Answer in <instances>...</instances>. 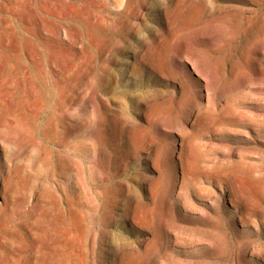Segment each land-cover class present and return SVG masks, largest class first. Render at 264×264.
I'll list each match as a JSON object with an SVG mask.
<instances>
[{"label":"rangeland","instance_id":"rangeland-1","mask_svg":"<svg viewBox=\"0 0 264 264\" xmlns=\"http://www.w3.org/2000/svg\"><path fill=\"white\" fill-rule=\"evenodd\" d=\"M0 119V264H264V0H0Z\"/></svg>","mask_w":264,"mask_h":264},{"label":"bare ground","instance_id":"bare-ground-1","mask_svg":"<svg viewBox=\"0 0 264 264\" xmlns=\"http://www.w3.org/2000/svg\"><path fill=\"white\" fill-rule=\"evenodd\" d=\"M205 36H207V35H205ZM202 38H205V37H202ZM208 38V37H207ZM195 50H196V46L193 44V54H192V52L190 51V49H188V47H184V49H183V55H184V57L185 58H187V60L189 61V62H191V65H192V70H193V72H195V73H197L198 74V76H199V79L197 80V81H199V80H203V82L205 83V80L203 79V77L205 78V73H204V70L205 69H203V71L201 70V69H199V68H197L196 67V65H195V61L197 60V57L195 56ZM192 85H193V83H191ZM193 86H195V85H193ZM201 90H202V92L203 91H205V93H206V90H207V85L206 84H202V87H201ZM202 98H206V94H201L200 95V99H202ZM193 102H192V105H196V104H198L197 103V101L195 100V99H193L192 100ZM194 107V106H193ZM191 114L193 113V111H191L190 112ZM4 121H3V119H0V127H3L4 126ZM2 132H3V129L2 128H0V134L2 135ZM1 168V167H0ZM46 199V198H45ZM38 200L40 201V202H42L43 201V199L42 198H38ZM56 200H59V201H62V198L60 197V196H58V197H56ZM56 200H53V201H55L56 202ZM50 201H52V200H50ZM46 202V201H45ZM53 206V205H52ZM52 206H48L47 208H51Z\"/></svg>","mask_w":264,"mask_h":264}]
</instances>
